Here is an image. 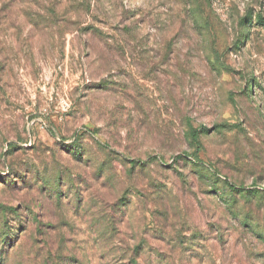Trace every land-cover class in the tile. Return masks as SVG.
I'll return each instance as SVG.
<instances>
[{
    "label": "rangeland",
    "instance_id": "rangeland-1",
    "mask_svg": "<svg viewBox=\"0 0 264 264\" xmlns=\"http://www.w3.org/2000/svg\"><path fill=\"white\" fill-rule=\"evenodd\" d=\"M0 264H264V0H0Z\"/></svg>",
    "mask_w": 264,
    "mask_h": 264
},
{
    "label": "trees",
    "instance_id": "trees-1",
    "mask_svg": "<svg viewBox=\"0 0 264 264\" xmlns=\"http://www.w3.org/2000/svg\"><path fill=\"white\" fill-rule=\"evenodd\" d=\"M258 19L260 20L261 19V17H258ZM203 129V128H202ZM198 132L196 131V130H192V131H190V133H189V135H190V138H191V140H192V142L196 145V150H195V152L193 153V157L195 158V159H197L198 160V153H199V151H200V147H199V141H198ZM180 158V156H178V159ZM138 161H132V163H137Z\"/></svg>",
    "mask_w": 264,
    "mask_h": 264
}]
</instances>
